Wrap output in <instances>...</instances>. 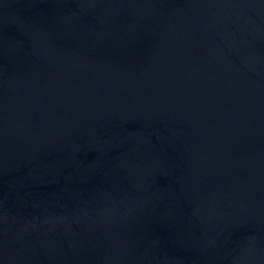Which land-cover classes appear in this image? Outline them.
Returning <instances> with one entry per match:
<instances>
[{
  "label": "water",
  "instance_id": "1",
  "mask_svg": "<svg viewBox=\"0 0 264 264\" xmlns=\"http://www.w3.org/2000/svg\"><path fill=\"white\" fill-rule=\"evenodd\" d=\"M0 264H264V0H0Z\"/></svg>",
  "mask_w": 264,
  "mask_h": 264
}]
</instances>
